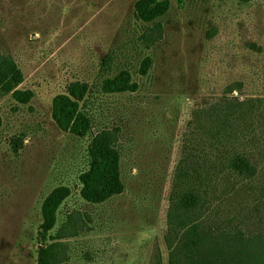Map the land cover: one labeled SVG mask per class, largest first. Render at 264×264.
<instances>
[{"label":"rangeland","instance_id":"374dc122","mask_svg":"<svg viewBox=\"0 0 264 264\" xmlns=\"http://www.w3.org/2000/svg\"><path fill=\"white\" fill-rule=\"evenodd\" d=\"M142 1L0 0V55L16 64L23 93L19 101L0 90V264H37L72 211L83 225L62 239L61 264H168L172 186L203 144L211 159L217 148L244 149L254 174L194 159L181 188L196 191L202 226L264 229V0H167L150 23L138 17ZM156 21L162 38L146 48L140 36ZM122 74L131 89L101 90ZM74 81L89 86L79 103L92 119L83 136L52 119L54 97ZM225 101L251 103V119L219 147L205 112ZM102 130L115 139L119 187L90 202L79 178Z\"/></svg>","mask_w":264,"mask_h":264},{"label":"trees","instance_id":"16d2710c","mask_svg":"<svg viewBox=\"0 0 264 264\" xmlns=\"http://www.w3.org/2000/svg\"><path fill=\"white\" fill-rule=\"evenodd\" d=\"M182 3L183 0H175ZM247 2L249 0H241ZM167 0H144L138 8V17L145 22H152L168 9ZM162 38V26L156 21L145 26L140 40L146 48L155 45ZM127 74L104 80L101 90L105 93H121L131 89L126 78ZM22 82V75L16 64L9 56L0 55V90L11 93L17 100H21L22 92L17 90ZM89 90L86 82L74 81L66 86L65 92L54 97L52 103V119L63 131L76 136H83L90 132L92 127L91 116L82 110L79 103ZM249 102L225 101L214 105L210 112H205L213 130H209L212 138L222 146L229 143L227 138L231 130L238 131L240 124L249 121V111L252 109ZM201 114V113H199ZM239 126V127H238ZM218 135L219 138H215ZM226 137L220 142L222 137ZM115 139L108 130L94 134L87 148L89 157L88 169L80 175L82 192L90 202H100L117 191L119 184L118 159L114 146ZM245 145V143H244ZM202 145L200 155L189 157L177 170L176 180L172 186L173 202L168 214V227L164 236L168 254V264H264V229L260 232L246 235L240 228L229 231L215 227L204 228L199 208V197L196 191L182 189L187 166L195 159L203 163L221 166L237 174L253 175L254 168L249 155L244 149L215 150L216 154L210 158ZM196 180L201 177L198 169L194 170ZM206 175L203 169V175ZM187 176V175H186ZM55 204L51 201L43 205L45 222L53 221ZM198 217V218H197ZM197 218V220H196ZM83 225L79 212L72 211L66 215L56 232L50 236V243L39 250L37 264H61L67 259L64 237H73ZM160 264V263H159Z\"/></svg>","mask_w":264,"mask_h":264}]
</instances>
